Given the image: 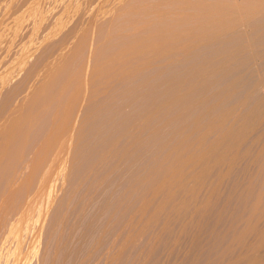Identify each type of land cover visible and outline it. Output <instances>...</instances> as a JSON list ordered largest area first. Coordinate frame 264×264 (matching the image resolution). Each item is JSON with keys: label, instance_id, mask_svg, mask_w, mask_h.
<instances>
[{"label": "rangeland", "instance_id": "obj_1", "mask_svg": "<svg viewBox=\"0 0 264 264\" xmlns=\"http://www.w3.org/2000/svg\"><path fill=\"white\" fill-rule=\"evenodd\" d=\"M232 2L0 0V264H264Z\"/></svg>", "mask_w": 264, "mask_h": 264}, {"label": "bare ground", "instance_id": "obj_2", "mask_svg": "<svg viewBox=\"0 0 264 264\" xmlns=\"http://www.w3.org/2000/svg\"><path fill=\"white\" fill-rule=\"evenodd\" d=\"M10 1V0H9ZM235 1V0H234ZM237 1V6L236 5H234L233 4V2H232V4L234 5H232L231 3H230V5L232 6V7H234V8H232V12H234V13H232V12H229V11H231L230 9L231 8H229V11L227 10V13L229 12V14H231V15H234V16H231V15H229V14H226L225 15V17L226 16H231V17H227L228 19L230 18H232L233 19V17H234V22H231L232 24L234 23V25H235V27H236V31H237V33L239 34V39H241V41L242 42H245L246 44H247V53H249V56L250 57H248L247 59H248V61L251 59V61H249V62H252L251 64H252V66H254V67H256L257 68V70L259 71V73L261 74V77L262 78H259V80H258V82H260L258 85H259V87H261V88H263L264 89V0H236ZM36 2V1H35ZM228 3V2H227ZM221 6V5H220ZM219 6V10L220 11H222V8H224L225 6H227V4L225 3V6H224V4L222 5V6H224V7H220ZM229 7V4H228V6L227 7H225V9H227ZM10 9V8H9ZM219 10L217 11V12H219ZM226 10H224L223 12H225ZM207 12V11H206ZM213 12V11H212ZM222 12V13H223ZM3 13V12H2ZM209 13V12H208ZM211 13V12H210ZM215 13V12H214ZM209 15V14H208ZM207 15V16H208ZM212 15H213V13H212ZM222 15H224V13L222 14ZM28 16V15H27ZM215 16H218L217 14L216 15H214V18H215ZM220 16V15H219ZM1 18V17H0ZM208 18H209V16H208ZM7 19V18H6ZM220 19V18H219ZM229 19V20H230ZM232 19H231V21H232ZM222 20H224V19H222ZM229 20L228 21H225L226 23V25H227V22H229ZM6 21V20H5ZM216 21V20H215ZM221 21V20H220ZM219 21V22H220ZM18 22V21H17ZM218 22V23H219ZM216 24L215 25H217V26H219L218 25V23L217 22H215ZM221 23H223V21L221 22ZM212 24H214V22H212ZM220 24V23H219ZM225 24L223 23V24H221V25H224L225 26ZM220 25V26H221ZM233 25V26H234ZM216 26V27H217ZM223 26V27H224ZM228 26V25H227ZM223 27L221 26V29H223ZM226 27V26H225ZM224 27V28H225ZM220 28V27H219ZM4 33V32H3ZM19 34V33H18ZM245 39V40H244ZM244 40V41H243ZM10 41V40H9ZM4 44V43H3ZM242 44H244V43H242ZM2 45V44H1ZM238 47H239V49L241 50V51H243V47H245V46H243V45H237ZM248 50H249V52H248ZM239 53H241V52H239ZM238 53V54H239ZM247 55V54H246ZM243 57V56H242ZM250 64V63H249ZM240 68H242V67H240ZM256 71V70H255ZM240 72V71H239ZM253 75V74H252ZM263 75V76H262ZM251 78V77H250ZM252 83V82H251ZM253 84V83H252ZM257 84V83H256ZM250 87H252V86H250ZM254 88V87H253ZM255 88H256V86H255ZM254 88V89H255ZM259 89V88H258ZM253 91V90H252ZM261 97V96H260ZM262 99V98H261ZM260 102H262V104H261V108H260V110H259V113L260 114H258V115H261V116H263V118H264V96H263V99H262V101H260ZM259 104V105H260ZM252 114V113H251ZM253 115V114H252ZM251 115V116H252ZM250 117V116H249ZM253 117V116H252ZM251 117V118H252ZM255 117V116H254ZM258 117V116H257ZM262 119V118H261ZM250 120H252V119H250ZM254 120H256L255 118H254ZM253 121V120H252ZM246 126V125H245ZM244 126V127H245ZM250 127H251V124H250ZM243 128V127H242ZM246 129H250L249 128V126H248V128H246ZM252 130V129H251ZM253 131V130H252Z\"/></svg>", "mask_w": 264, "mask_h": 264}]
</instances>
